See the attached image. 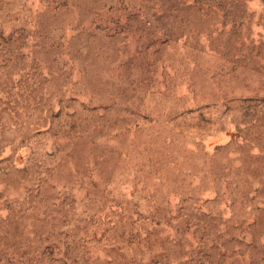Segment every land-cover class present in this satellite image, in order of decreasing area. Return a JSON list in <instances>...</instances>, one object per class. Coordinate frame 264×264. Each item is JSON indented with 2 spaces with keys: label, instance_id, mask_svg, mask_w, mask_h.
Segmentation results:
<instances>
[{
  "label": "rangeland",
  "instance_id": "374dc122",
  "mask_svg": "<svg viewBox=\"0 0 264 264\" xmlns=\"http://www.w3.org/2000/svg\"><path fill=\"white\" fill-rule=\"evenodd\" d=\"M0 264H264V0H0Z\"/></svg>",
  "mask_w": 264,
  "mask_h": 264
}]
</instances>
